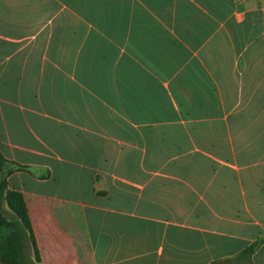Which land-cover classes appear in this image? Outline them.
Wrapping results in <instances>:
<instances>
[{
  "label": "crops",
  "instance_id": "crops-1",
  "mask_svg": "<svg viewBox=\"0 0 264 264\" xmlns=\"http://www.w3.org/2000/svg\"><path fill=\"white\" fill-rule=\"evenodd\" d=\"M0 156L40 264H264V0H0Z\"/></svg>",
  "mask_w": 264,
  "mask_h": 264
},
{
  "label": "trees",
  "instance_id": "trees-1",
  "mask_svg": "<svg viewBox=\"0 0 264 264\" xmlns=\"http://www.w3.org/2000/svg\"><path fill=\"white\" fill-rule=\"evenodd\" d=\"M3 172L4 160L0 156V229L3 231L0 235V262L40 264L24 199L20 193L6 189ZM255 247L246 248L240 255L250 256Z\"/></svg>",
  "mask_w": 264,
  "mask_h": 264
},
{
  "label": "rangeland",
  "instance_id": "rangeland-1",
  "mask_svg": "<svg viewBox=\"0 0 264 264\" xmlns=\"http://www.w3.org/2000/svg\"><path fill=\"white\" fill-rule=\"evenodd\" d=\"M6 217H9L7 214H6ZM3 233V231L0 229V235ZM26 252H28V249H26ZM0 264H3L2 262H0Z\"/></svg>",
  "mask_w": 264,
  "mask_h": 264
}]
</instances>
